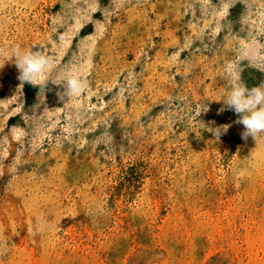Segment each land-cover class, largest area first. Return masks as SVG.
I'll return each mask as SVG.
<instances>
[{
    "label": "rangeland",
    "instance_id": "1",
    "mask_svg": "<svg viewBox=\"0 0 264 264\" xmlns=\"http://www.w3.org/2000/svg\"><path fill=\"white\" fill-rule=\"evenodd\" d=\"M15 45L52 60L28 101ZM230 71L264 82V0H0V264H264Z\"/></svg>",
    "mask_w": 264,
    "mask_h": 264
},
{
    "label": "clouds",
    "instance_id": "2",
    "mask_svg": "<svg viewBox=\"0 0 264 264\" xmlns=\"http://www.w3.org/2000/svg\"><path fill=\"white\" fill-rule=\"evenodd\" d=\"M12 57H15V64L19 70L18 79L22 82H29L32 85L47 83L45 75L51 68L52 60L43 50L33 51V48L22 49L15 45L11 50ZM229 75L232 83L222 96L224 105L240 114L239 122L244 126L242 138L251 136L256 139L258 135L264 134V82L248 87L238 73L230 71ZM58 85L63 86L68 97H73L86 89L87 81L81 72L67 69ZM227 129L228 125H223L212 129V132L218 138L222 132H227Z\"/></svg>",
    "mask_w": 264,
    "mask_h": 264
},
{
    "label": "trees",
    "instance_id": "3",
    "mask_svg": "<svg viewBox=\"0 0 264 264\" xmlns=\"http://www.w3.org/2000/svg\"><path fill=\"white\" fill-rule=\"evenodd\" d=\"M31 85H30V83L29 82H25L24 83V88H23V90H24V93H25V96H26V99H27V101L29 100V93H28V88L30 87Z\"/></svg>",
    "mask_w": 264,
    "mask_h": 264
}]
</instances>
